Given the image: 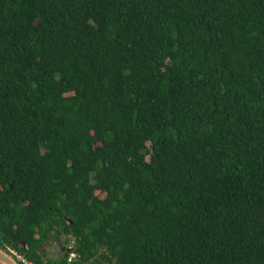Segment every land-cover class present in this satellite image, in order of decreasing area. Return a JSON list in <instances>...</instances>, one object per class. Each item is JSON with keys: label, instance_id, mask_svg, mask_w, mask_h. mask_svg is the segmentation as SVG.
<instances>
[{"label": "trees", "instance_id": "trees-1", "mask_svg": "<svg viewBox=\"0 0 264 264\" xmlns=\"http://www.w3.org/2000/svg\"><path fill=\"white\" fill-rule=\"evenodd\" d=\"M5 245L264 264V0H0Z\"/></svg>", "mask_w": 264, "mask_h": 264}, {"label": "rangeland", "instance_id": "rangeland-1", "mask_svg": "<svg viewBox=\"0 0 264 264\" xmlns=\"http://www.w3.org/2000/svg\"><path fill=\"white\" fill-rule=\"evenodd\" d=\"M103 196V194L101 195ZM65 236H60V240L58 242H51L49 245H45L43 248V252L46 254L47 258L49 259H55L58 258L61 255V252L63 251V245L64 246H71L72 245V238H68V242H64ZM69 255V254H68Z\"/></svg>", "mask_w": 264, "mask_h": 264}, {"label": "built area", "instance_id": "built-area-1", "mask_svg": "<svg viewBox=\"0 0 264 264\" xmlns=\"http://www.w3.org/2000/svg\"><path fill=\"white\" fill-rule=\"evenodd\" d=\"M8 256H10L11 258H13L18 264H33L32 262L28 261L23 254L19 253L16 249L11 248L10 246H4V248L2 249ZM75 254L74 253H69V255L66 258V262L64 264H71L72 261L75 258ZM43 264H47V263H43Z\"/></svg>", "mask_w": 264, "mask_h": 264}, {"label": "water", "instance_id": "water-1", "mask_svg": "<svg viewBox=\"0 0 264 264\" xmlns=\"http://www.w3.org/2000/svg\"><path fill=\"white\" fill-rule=\"evenodd\" d=\"M0 264H18L13 258L0 249Z\"/></svg>", "mask_w": 264, "mask_h": 264}]
</instances>
